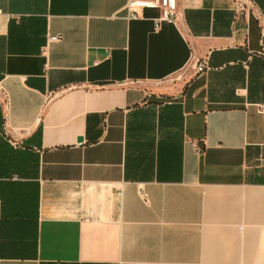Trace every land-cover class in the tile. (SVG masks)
I'll return each instance as SVG.
<instances>
[{"label":"crops","instance_id":"0c3cea01","mask_svg":"<svg viewBox=\"0 0 264 264\" xmlns=\"http://www.w3.org/2000/svg\"><path fill=\"white\" fill-rule=\"evenodd\" d=\"M250 1L0 0V264H264Z\"/></svg>","mask_w":264,"mask_h":264},{"label":"built area","instance_id":"2783aa9c","mask_svg":"<svg viewBox=\"0 0 264 264\" xmlns=\"http://www.w3.org/2000/svg\"><path fill=\"white\" fill-rule=\"evenodd\" d=\"M250 0H234L235 11L237 13H246L250 10ZM146 7H156L161 10V14L155 19V27L158 28L164 21H175L177 19V0H128L126 4L127 17H138L142 9ZM60 37L53 36L52 40H58ZM208 68L207 61L202 60L198 64V71L204 72ZM261 112H264V104L259 106ZM16 144V142H14ZM140 196L148 203V196L143 188L140 189Z\"/></svg>","mask_w":264,"mask_h":264},{"label":"water","instance_id":"95a60500","mask_svg":"<svg viewBox=\"0 0 264 264\" xmlns=\"http://www.w3.org/2000/svg\"><path fill=\"white\" fill-rule=\"evenodd\" d=\"M82 138H80V140H81Z\"/></svg>","mask_w":264,"mask_h":264}]
</instances>
